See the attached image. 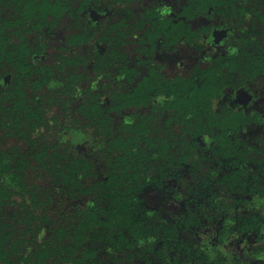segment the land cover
Here are the masks:
<instances>
[{"label":"flooded vegetation","instance_id":"flooded-vegetation-1","mask_svg":"<svg viewBox=\"0 0 264 264\" xmlns=\"http://www.w3.org/2000/svg\"><path fill=\"white\" fill-rule=\"evenodd\" d=\"M24 1L4 0L0 7L13 17L21 14ZM93 1L99 3L77 13L79 0H70L71 13L63 14L57 24L49 13L47 23L33 17L28 27L8 26L6 51L10 54L3 67L10 81L6 91H12L11 83H18L23 107L35 110L41 118L39 134L34 137L28 131L29 140L44 137L64 151L67 161L76 158L80 167L86 165L89 183L107 175L108 157L121 152L116 143L127 136L126 130L138 123L148 127L152 145L144 164L150 177H158L153 187L159 192L151 190L146 202L156 219L186 227L187 202L191 208L198 204L191 201L190 189L197 187L196 180L209 164L218 165L233 152L237 159L242 156L251 172L264 173V0ZM22 32L27 40L23 50L15 46ZM78 34H83L82 42H77ZM13 55L31 66L24 73L17 71L11 63ZM49 68L55 71L45 74L43 70ZM13 73L21 75L20 82ZM50 75L56 77L53 89L44 83ZM138 96H147V103L140 104ZM8 100L12 104L13 97ZM20 141L28 144L27 135ZM165 144H169L167 156H158L155 149ZM178 157L188 162L171 164ZM50 189L54 204L43 206L41 215L50 217L49 211L59 202L57 194L73 202L64 217L54 218L57 226L65 225L94 198L91 194L71 196L63 183ZM217 189L225 200L227 191L221 184ZM7 207L14 209L12 215L17 212L16 204L5 206L4 211ZM249 212L238 208L233 215L243 217ZM12 215L5 218L13 220ZM203 223L182 228L185 239H191L195 247L181 254L180 264H253V260L264 264V249L253 252L251 260H235L223 251L232 237H264V229L245 232L236 223L225 236L222 220ZM55 225L46 224V236L56 232ZM215 227L218 233L210 241L199 237L198 232ZM164 241L169 242L162 237L158 246ZM99 246L98 264H141L139 252L147 245L139 249ZM31 249L23 244L19 251Z\"/></svg>","mask_w":264,"mask_h":264},{"label":"trees","instance_id":"trees-1","mask_svg":"<svg viewBox=\"0 0 264 264\" xmlns=\"http://www.w3.org/2000/svg\"><path fill=\"white\" fill-rule=\"evenodd\" d=\"M5 3L0 0V6ZM98 3L79 0L75 10L78 13L89 4ZM71 9L70 0H25L21 14L9 17L0 7V264H52L53 259L64 261L65 264L68 261L70 264H98L96 252L101 243L117 249H139L145 243L146 248L141 247L139 252L143 259L141 264H180L183 257L181 254H187L195 247L191 239H185L182 232V228L190 224L202 226L205 225L204 220H207L211 225L222 220V233L225 236L236 223L245 232L264 229V173L251 172L247 164L243 165L242 156L237 159L233 152L225 155V160L218 165L212 161L213 165L209 164L207 172L196 180L197 187L190 189L193 194L191 201L196 200L198 204L191 208L187 202L185 227L182 224L169 225L166 221L156 219L152 205L146 202L158 177H150L144 164L148 161L152 141L148 127L142 123H138L134 129L126 130L127 136L121 143H116L121 147V152L115 155L110 153L108 157L107 175L91 183L87 181L89 168L86 165L80 167L76 158L67 161L63 157L64 151L44 137L34 138L40 132L41 118L35 110L29 111L23 107L20 97L22 91L18 83H11L12 91H6L10 82L3 69L5 59L10 54L6 51L10 38L7 28L11 24L28 27L34 23L33 17L37 20L42 17L47 23L50 14L57 24L63 14L71 13ZM25 35L22 32L20 43L15 44L22 50L27 41ZM77 37V42H82L83 34ZM16 56H12L11 63L17 71L24 73L31 63H22L19 56ZM53 71L52 68L43 70L45 74H52ZM13 76H16L17 82L21 81V75L13 73ZM55 79L54 75L44 77V83L53 89L57 87ZM11 96L12 104L8 100ZM138 99L143 104L147 103L148 97L138 96ZM42 120L45 123V119ZM28 131L34 134L31 140ZM25 135L28 144L8 145L9 140H20ZM139 140L145 144L138 143ZM168 147L169 144L161 145L155 152L158 156H167ZM182 160L179 157L173 158L171 164L180 166L188 162ZM172 168L175 172L179 171L178 167ZM196 170L200 171V166ZM44 179H47L45 183L42 182ZM59 183L70 188L71 196L91 194L94 198L88 205L76 210L65 225L57 226V222H52L48 214L43 216L39 212L43 206L46 208L54 204L50 188ZM218 184L227 191L225 200L220 196ZM15 204L17 212L12 215L13 220L6 219L3 215L4 207ZM238 208L250 209V212L243 217L233 215ZM229 211L232 215H229ZM46 224L57 226L56 232L54 229L46 236L38 249L30 248L29 253H21L19 250L26 237L31 235L34 242L47 233V230L43 231ZM20 228L25 230L20 232ZM162 237L169 242L164 241V244L158 246Z\"/></svg>","mask_w":264,"mask_h":264},{"label":"rangeland","instance_id":"rangeland-1","mask_svg":"<svg viewBox=\"0 0 264 264\" xmlns=\"http://www.w3.org/2000/svg\"><path fill=\"white\" fill-rule=\"evenodd\" d=\"M12 144H17L18 146L23 145V143H21V141L18 139L9 140L8 145H12ZM57 199L59 202H57V204L54 205L52 209L49 211L50 218L52 220H54V218L57 217H64L67 214L68 205L70 206L71 205L70 203H73L72 201L67 200L63 194H57ZM13 211L14 209L12 207H7L6 210L3 212V215L10 217ZM205 230L206 233L200 232L199 234L198 232V235L200 238H202L201 236L209 237V241H210L215 237V235H217L219 227L205 229ZM45 237L46 234L41 237L42 239H36L35 242H33L31 235H29L25 239L26 241L24 242V247L30 249L39 246L36 244L41 243L43 238ZM204 240H206V238H204ZM223 248H224L223 251L226 254H229V256L235 260H238V257L243 258L244 260L246 259L251 260V258H253L252 257L253 252H259L264 249V237H261V235H251L247 237L244 235H236L232 237ZM254 261L255 260H253V264H256V262ZM52 264H56V261L52 262Z\"/></svg>","mask_w":264,"mask_h":264}]
</instances>
